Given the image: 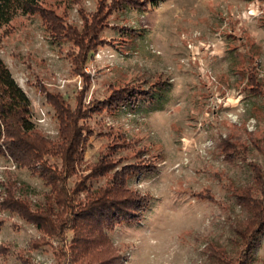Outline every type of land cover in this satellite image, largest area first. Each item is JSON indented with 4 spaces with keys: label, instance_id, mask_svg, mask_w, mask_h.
Returning a JSON list of instances; mask_svg holds the SVG:
<instances>
[{
    "label": "rangeland",
    "instance_id": "374dc122",
    "mask_svg": "<svg viewBox=\"0 0 264 264\" xmlns=\"http://www.w3.org/2000/svg\"><path fill=\"white\" fill-rule=\"evenodd\" d=\"M128 1L44 0L79 30L101 9L81 73L72 63L79 48L65 39L54 44L37 14L0 29V58L29 98L39 134L59 140L47 93L61 94L72 114L83 115L81 160L65 181L77 202L134 169L125 188L148 207L104 230L107 248L95 247V258L209 264L208 246L233 252V226L247 216L235 188L252 184L249 163L264 172L263 155L250 143L264 144V0ZM250 73L262 85L260 96L247 90ZM126 94L134 100L124 102ZM224 139L246 146L247 160L226 158ZM45 160L60 169L62 159ZM100 160L109 171L89 176ZM51 189L39 171L18 169L0 154V264H78L74 225L49 237L3 205L12 195L34 212ZM255 254L251 264H264V236Z\"/></svg>",
    "mask_w": 264,
    "mask_h": 264
},
{
    "label": "trees",
    "instance_id": "16d2710c",
    "mask_svg": "<svg viewBox=\"0 0 264 264\" xmlns=\"http://www.w3.org/2000/svg\"><path fill=\"white\" fill-rule=\"evenodd\" d=\"M69 1L72 4L82 2ZM117 1L120 0H115ZM123 1L130 5L128 0ZM114 8L117 9V6ZM35 14L40 17L54 44L65 39L72 41L79 48L78 52L72 55V63L76 71L81 73L92 49L86 40L96 35L104 19L101 9L96 11L89 23L84 24L82 30H79L67 23L65 15L60 16L55 10L45 7L44 0H0V29L9 26L18 16ZM247 82L250 94H262V85L254 73H250ZM124 96V102L133 101L135 98V95L130 94ZM148 97L152 95L143 98ZM47 101L54 108L59 120L57 142L36 131L31 120L30 100L0 58V154L12 160L18 169L22 167L39 171V176L52 187L45 195L46 204L39 206L37 211H31L25 202L13 200L12 195H9V201L7 199L3 205L21 214L22 218L33 223L49 237H57L65 226L74 225V229L79 231L78 237L72 243L74 263L112 264L113 261L95 258L92 250L97 246L107 248L108 240L104 230L111 229L117 222L135 220L138 213L148 207V201L125 188L126 178L131 176L134 170L125 169L112 177L113 181L108 187L88 192L86 202H77L75 195L72 196L74 192L71 193L66 188L65 181L81 160L80 153L84 143L79 120L83 115L78 110L72 114L66 100L59 93H47ZM250 143L262 153L264 159V144L252 139ZM223 150L231 162L237 159L245 161L249 153L246 146H237L231 139H224ZM46 156L62 159L60 169L49 167ZM109 166H102L100 160L89 176H104L109 171ZM249 166L253 173L252 184L235 188L236 201L246 210L247 216L233 226V236L230 240L234 247L233 252L221 245L212 244L208 246L209 264H251L255 259V251L264 236V172L263 167L256 163H249ZM120 191L123 194L128 193L127 197L118 199ZM36 244L39 245L37 241L34 242V245ZM82 244L84 248L80 249ZM104 248L97 254H102Z\"/></svg>",
    "mask_w": 264,
    "mask_h": 264
}]
</instances>
